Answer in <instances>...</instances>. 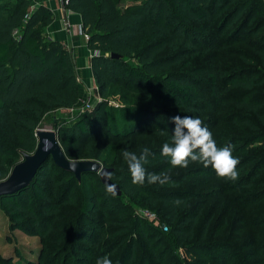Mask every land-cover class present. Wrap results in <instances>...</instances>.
<instances>
[{
    "label": "trees",
    "instance_id": "obj_1",
    "mask_svg": "<svg viewBox=\"0 0 264 264\" xmlns=\"http://www.w3.org/2000/svg\"><path fill=\"white\" fill-rule=\"evenodd\" d=\"M29 4L0 0V180L22 153L33 151L35 129L47 112L78 103L71 55L45 36L52 13L38 5L24 19ZM67 9L79 15L88 35L86 46L95 53L89 69L100 98L90 112L54 120L52 129L66 158L92 159L110 168L109 179L121 193L112 195L95 173H83L77 181L47 158L27 186L0 196L8 227L45 240L58 231L52 240L59 247L51 250L71 262L75 253H82L93 262L108 256L112 264H159L151 246L149 257L136 256V229L147 245L152 240L182 247L188 264H264V132L257 134L256 166L240 172L235 181L223 182L224 188L215 193L244 190L228 197L234 205L224 202L216 216L211 211L201 219L203 193L190 190L197 182L185 189V175L175 181L168 174L164 185H134L122 155L130 139L148 136L146 173L173 169L161 155L162 145L171 141L173 117L217 113L225 97L244 114L240 122L247 128H264L263 0H137L125 6L121 0H68ZM112 87L121 90L120 99L133 103L109 104ZM157 129L169 134L160 136ZM106 141L123 145L118 161L123 167L108 166L102 158ZM240 162L237 171L247 165ZM197 171V177L203 175L202 168ZM167 186L174 188L161 190ZM137 194L165 231L171 226L169 234L149 225L145 232L119 205L122 196ZM248 211L259 212L252 223ZM246 226L257 231L242 236ZM202 252L210 254L208 263L195 262Z\"/></svg>",
    "mask_w": 264,
    "mask_h": 264
},
{
    "label": "rangeland",
    "instance_id": "obj_2",
    "mask_svg": "<svg viewBox=\"0 0 264 264\" xmlns=\"http://www.w3.org/2000/svg\"><path fill=\"white\" fill-rule=\"evenodd\" d=\"M12 1V0H8ZM137 0H121L122 6L131 5L136 3ZM93 54V53H92ZM77 78V76H76ZM91 78V77H90ZM78 80L81 81V88L78 89L81 92L80 100L78 104L84 105V103L89 104L90 112L94 107V104L99 101V94L97 93V86L92 79H89L87 76H83L80 74ZM83 86V88H82ZM112 94L107 97V101L109 104L112 105H122L123 103H133L131 98L120 99V94L122 93L119 88L112 87L111 88ZM233 94V93H230ZM231 98L225 97L222 100V107L219 108L217 113L212 111L203 113L201 115H197V118L201 119L203 124L202 126L207 127L208 130L212 133L214 140L216 141L217 145L230 146L226 145L228 142L232 144V154L234 157L238 158L239 164L240 161L246 163L245 169L241 171H237L238 174L243 172L249 166H256L257 159H256V152L257 148L260 144L257 138V134H261L264 132V128L260 127L257 130H252L247 128L244 124L240 121L244 119V114L239 113L233 104L230 103ZM79 112L70 113L66 109H59V110H52L47 112L41 119L38 127H53V122L56 119H63L68 120L71 117H75L79 115ZM250 119L252 117H249ZM210 123H209V122ZM264 134V133H263ZM257 136V137H256ZM256 137V138H255ZM149 138L148 136H138L130 139L128 141V145L125 146L127 151H132L136 153L139 150H142L145 146H149ZM123 150V145L120 142H104L103 143V153L102 158L107 160V165L112 166L114 168H121L123 165H119L118 161L120 159V153ZM21 159V158H20ZM83 160V159H82ZM202 168L203 175L197 177L195 174L198 172L197 169ZM257 169H255L256 171ZM168 174H173L175 176V181H178L180 176L183 174L187 178L184 181V188L187 189L189 184L197 182V185L191 188V192H199L203 193L199 197L201 198L202 202L205 201L203 205V210L201 213L200 219L205 215V213H210L212 211L213 216H216L217 211L220 209L221 205L226 202L227 207H232L234 204L228 199L229 196H235L236 194H240L244 190L237 187V189H231L226 191L225 189L222 190L221 194L215 193L221 191V188H224L223 182L227 180L218 179L216 177L215 172L209 168H204L198 162H189V166L187 168H173L167 171ZM232 182V181H229ZM147 183V181H146ZM236 187L237 183L233 182ZM228 186V183H227ZM232 186V185H231ZM229 187V186H228ZM174 187H162L161 190L164 189H172ZM180 188V187H179ZM232 188V187H229ZM142 194H137L133 197H125L122 196L118 200V203L121 207L130 211V218L134 220H139L140 224L144 225V231L148 232L149 228H155L157 231L164 232L169 234V229L171 226L168 225V231H163L162 226H165L163 222H160L157 215H155L156 220L152 221L149 220L148 217L144 214V210L146 209L142 205ZM77 199L80 200V196L78 195ZM222 210V209H221ZM257 211H248L250 216L249 222H254L257 219ZM111 214H108L110 217ZM213 222V220H212ZM156 231V232H157ZM257 231L256 227H248L244 228L242 231V236L250 235ZM60 234L58 231L52 230L50 232V238L48 239H41L37 235H28L18 230H12L8 227V222L6 217L0 210V264H95V262L91 261L90 256L87 254L82 253H75L74 261H70L65 259L64 255H60L54 253L55 249L59 247V245H54V241L52 240L56 236ZM165 234V235H166ZM132 235L134 239L138 242V247L136 249V256L139 253L143 254L146 257L150 256V247H152L153 252L158 256L161 260L159 264H185L190 263L189 257L184 252L182 247H176L175 245H166L159 243L156 244L152 240L147 242L148 245L142 240L141 235H138L136 229L132 231ZM220 236V235H219ZM221 237V236H220ZM219 238V237H217ZM218 240V239H217ZM57 242V240H56ZM228 242H234L233 240H229ZM238 242V241H237ZM58 243V242H57ZM235 244V243H234ZM50 249L49 251L45 252L44 254L41 252V249ZM53 248L54 250H51ZM120 250V249H119ZM54 251V252H52ZM60 251V249H59ZM71 254V253H69ZM197 254V253H196ZM72 255V254H71ZM162 255V256H161ZM209 255L205 252L199 253L195 255V262H202V260H206V263L209 261ZM77 258H76V257ZM224 255L218 257L219 259L223 258ZM68 257H70L68 255ZM137 258H135L136 261ZM252 260V259H251ZM65 261V262H64ZM134 262V261H133ZM249 264L252 263L248 262ZM151 264H158V262H152ZM201 264H205L202 262Z\"/></svg>",
    "mask_w": 264,
    "mask_h": 264
},
{
    "label": "clouds",
    "instance_id": "obj_3",
    "mask_svg": "<svg viewBox=\"0 0 264 264\" xmlns=\"http://www.w3.org/2000/svg\"><path fill=\"white\" fill-rule=\"evenodd\" d=\"M172 123L175 125L172 130L170 143H164L161 155L168 158V163L172 168H187L189 162H198L204 168H209L215 172L218 179L235 181L238 178L237 165L238 158L232 154L231 146L217 147L212 133L207 127L202 126L203 122L199 118L177 115L173 117ZM160 136L168 135V131L157 129ZM123 159L127 164L134 185L148 184L164 185L169 182L167 172L161 174L146 173L144 164L148 162L150 149L145 146L140 155L132 151H123ZM111 192L112 189L109 188ZM95 264H112L108 256L97 259Z\"/></svg>",
    "mask_w": 264,
    "mask_h": 264
},
{
    "label": "water",
    "instance_id": "obj_4",
    "mask_svg": "<svg viewBox=\"0 0 264 264\" xmlns=\"http://www.w3.org/2000/svg\"><path fill=\"white\" fill-rule=\"evenodd\" d=\"M110 57L117 58L116 54ZM36 145L31 153H22L21 159L15 163L5 178L0 180V196L14 193L27 186L33 178L36 170L47 159L51 158L53 164L73 174L79 181L80 175L86 172L97 174L100 183L114 196L120 195L117 184L109 179L110 168L103 167L99 162L92 159L71 160L64 155L55 134L49 127L35 129Z\"/></svg>",
    "mask_w": 264,
    "mask_h": 264
},
{
    "label": "crops",
    "instance_id": "obj_5",
    "mask_svg": "<svg viewBox=\"0 0 264 264\" xmlns=\"http://www.w3.org/2000/svg\"><path fill=\"white\" fill-rule=\"evenodd\" d=\"M40 5L47 7L52 13L51 22L45 27V36L50 40L60 42L70 53L75 73L77 76L78 87L81 88V81L78 77L81 75L91 77L89 69V60L93 55V51L89 50L83 39L73 30V25L80 22L79 15L68 10L61 11L57 0H34ZM264 2V0H263ZM68 21V31L63 28V22ZM83 88V86H82ZM81 92L78 89V101L80 100Z\"/></svg>",
    "mask_w": 264,
    "mask_h": 264
},
{
    "label": "built area",
    "instance_id": "obj_6",
    "mask_svg": "<svg viewBox=\"0 0 264 264\" xmlns=\"http://www.w3.org/2000/svg\"><path fill=\"white\" fill-rule=\"evenodd\" d=\"M58 3H59V9L61 11H65V10H68L67 9V3H68V0H57ZM40 5L38 2L34 1V0H30V4H29V7H28V11L23 15V18L24 19H27L30 12L35 10V8H37V6ZM69 11V10H68ZM63 28L68 31V28H69V25H71L68 21H64L63 23ZM73 30L76 32L77 35H79L83 41L86 43L87 39H88V35L85 33V31L82 29V26H81V23L78 22L76 25L74 24L73 26ZM17 31H14L13 34H16ZM95 53L93 52V55ZM92 55V56H93ZM68 110L70 113H73V112H79V113H82L84 112L85 110L88 111L89 110V104H86L84 103V105H81V104H76L75 107H72V108H68L66 109ZM72 118V117H71ZM144 214L148 217L149 220H152V221H155L156 218H155V215L152 213V212H149L148 210H144ZM167 228L166 226H162V230L165 231Z\"/></svg>",
    "mask_w": 264,
    "mask_h": 264
}]
</instances>
